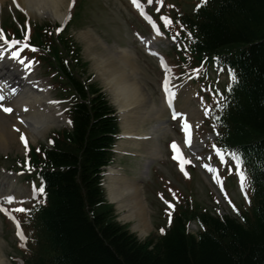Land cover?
Masks as SVG:
<instances>
[{
    "label": "trees",
    "instance_id": "1",
    "mask_svg": "<svg viewBox=\"0 0 264 264\" xmlns=\"http://www.w3.org/2000/svg\"><path fill=\"white\" fill-rule=\"evenodd\" d=\"M165 1L171 23L161 27L177 33L187 50L171 57L191 68L217 61L234 75L222 98L213 85L207 92L215 105L207 123L216 134L213 145L242 157L250 205L219 216L200 200L194 175L167 199L164 220L154 219L160 234L139 240L117 221L101 185L120 126L107 94L85 79L87 64L69 31L74 18L61 33L50 23L32 24L37 57L60 97L74 100L72 129L29 150L45 193L21 212L26 245H15L21 264H264V0L187 1V10ZM191 222L199 226L197 236L188 232Z\"/></svg>",
    "mask_w": 264,
    "mask_h": 264
},
{
    "label": "rangeland",
    "instance_id": "2",
    "mask_svg": "<svg viewBox=\"0 0 264 264\" xmlns=\"http://www.w3.org/2000/svg\"><path fill=\"white\" fill-rule=\"evenodd\" d=\"M71 1L74 0H64V3L60 7L61 14H70L71 10L69 4ZM139 1H141L142 6L147 9L149 13L157 11L158 4L154 1L151 5L147 3V0ZM170 1L174 2L175 0ZM77 3V8L73 10V12L76 10V14H78L77 22L72 24L71 33L80 47L83 61L88 64L89 75H92L93 82L97 83L106 91L111 102L117 110H120L121 103L119 105L116 102L112 90L103 82L99 76V72L95 69L94 58L84 38L85 33L88 31H92L111 47L130 50V53H128V60L133 65L134 69H136L138 84L143 88L145 95L143 106L139 107L133 105L129 107L130 110L127 113L128 118L126 119L124 127L122 126L121 133L128 137H120L115 149L117 151L116 161L112 167L117 168L129 181L137 182L142 185L141 189L145 200V206L148 210L150 226L148 229L144 230V233L140 229H133L135 222L125 221V211H122L113 203L117 210L118 220L122 224L129 225L130 230L135 233L141 241H144L151 233L156 231L151 218H153L154 221L157 216L161 217L163 215L164 201L162 196L168 197V195L165 194V187L163 185L168 181L172 183L173 186L184 190L185 186L181 182L182 177H186L192 167L196 169L194 170L196 172L195 184L197 193L207 205H212L210 195H214L221 204L220 212L223 214L230 213L228 202L231 203L233 201L236 206H241L244 195L237 187L234 186L231 188L223 181L225 184V191L223 192L219 190L218 185L214 182V172L217 171L216 174L221 176L227 164L221 163L220 158L216 154H212L210 149V142L214 141L215 133L206 125L205 117L207 115V110L203 104L197 100L198 97L196 98L195 96L198 91L196 83L187 81L185 78H181L180 81V78L175 75L176 82L174 83V88H176V104L178 106L182 105L183 100H186L188 97V103L185 108L183 107L182 114H180L177 120L174 115L165 110L164 113H158L156 117H147L145 121L138 124L137 116L139 117L141 115L146 106L152 105L154 108H158L163 104L161 85L165 77L154 55L149 53L152 51L140 45L136 40V35L140 33L145 37H150L153 40L154 51L158 49L164 55L168 52L169 47L165 35L161 34L154 38L153 31L149 28L150 25L148 26L144 22L145 20L139 16L138 9L133 8L129 1L77 0ZM182 3V7L185 10L189 9V5H184V1ZM18 9L28 15L27 11L20 8V5H18L15 0H7L2 5L0 10V28L3 21L7 23L12 17H18ZM42 9H44V7H42ZM38 14L39 13L35 11L32 15H28V18L33 23H51L54 27L61 23L60 20L49 19ZM0 44L5 47L1 40ZM95 48L98 49V47ZM13 64L17 65L16 63ZM31 65L35 68L36 80H39L47 88L51 99L58 100L59 97L55 95L56 91L51 88V82H49V77L45 73V68H42L43 65H38L35 62ZM169 65L173 66L170 63ZM212 76H215L214 71H212ZM225 82L226 77L221 76L220 83L223 84ZM70 101L71 100H68V102L66 101L59 104L58 107L61 108V111L66 110L68 104L70 105L71 103ZM193 111H197V116H195ZM11 115L10 118H12V121H8L9 130L11 127L10 124L14 122L16 117L15 113ZM63 117L66 123L53 128L47 133L44 139L37 140V142L34 143L29 135H27L30 146L37 147L46 143L50 133L67 126L65 113ZM185 124L189 125L191 128L189 139L190 148L185 151L183 150L181 158L184 160L186 158V160H188V167L185 166L183 170H181V166L174 162V154L170 156L169 145L179 141L183 145L185 144L182 138V128H184ZM17 146L18 148L12 146L7 150L0 147V156L5 158V160L0 161V180L10 183L13 186V190L16 192L22 190V193L19 195L20 201L15 204H9L10 208L17 207L24 202L32 200L31 185L30 183H26V180L23 178L25 175L19 174L18 170L20 169H18L17 164L19 159L25 157L26 150L20 141L17 143ZM185 146L187 145L185 144ZM210 160L215 161L216 165H214V168L216 169L211 172L202 170V163L206 164ZM10 167H14L13 172L9 171ZM108 172L109 169L105 171V173ZM185 172H187L186 175ZM226 178L230 182L233 181L231 173ZM108 182L109 179L105 175V183L108 184ZM106 191L108 199L110 200L107 187ZM229 199L231 200L229 201ZM6 214L7 213L0 210V239L2 241V250L11 264H17L15 260L19 255L15 249V243L17 241L15 226L13 222L6 219ZM6 216L10 217V215ZM12 258L15 259L11 260Z\"/></svg>",
    "mask_w": 264,
    "mask_h": 264
},
{
    "label": "bare ground",
    "instance_id": "3",
    "mask_svg": "<svg viewBox=\"0 0 264 264\" xmlns=\"http://www.w3.org/2000/svg\"><path fill=\"white\" fill-rule=\"evenodd\" d=\"M6 1L0 0V10ZM16 2L21 7L23 6L29 15L36 11L49 19L62 22L65 20L66 13H60V7L64 0H16ZM84 38L91 50L94 66L99 72L100 78L112 90L116 102L119 105L121 103L119 112L124 127L129 107L143 106L145 101L144 90L138 84L136 69L128 60L130 50L111 47L92 31L86 32ZM0 54L4 57L3 60H0V82H6L3 92L0 93L6 97L2 103L4 107L13 109L11 113H6L3 107H0V147L7 150L12 146L18 148L17 143L22 142L21 132L24 136L29 135L35 143L37 140L44 139L48 132L64 123V120L63 113L49 97L48 91L44 86H40V83L35 82L34 75H28L31 67L13 68L7 54L2 51ZM13 88L16 89L15 94L11 92ZM187 103L188 97L183 100L182 105L173 106V110L179 115ZM165 110L164 104L158 108H154L152 105L146 106L141 115L137 116L138 124L145 121L147 117H156L158 113H164ZM193 112L197 116V111ZM12 113H15L16 117L10 124L9 130L8 121H12L10 118ZM106 174L109 179L107 189L110 200L119 209L125 211V221L135 222L133 229H140L144 233V230L150 226V221L141 187L137 182L129 181L114 167L109 168V172ZM20 193L22 190L16 192L10 183L0 180V204L9 203L10 197L12 201H15L16 196H19ZM0 264H11L2 250L1 239Z\"/></svg>",
    "mask_w": 264,
    "mask_h": 264
},
{
    "label": "snow or ice",
    "instance_id": "4",
    "mask_svg": "<svg viewBox=\"0 0 264 264\" xmlns=\"http://www.w3.org/2000/svg\"><path fill=\"white\" fill-rule=\"evenodd\" d=\"M132 3L139 8V2H138V0H132ZM147 3L151 5L153 3V0H147ZM162 19L165 21L166 25L169 24V23H171V21H169V19L167 17H163ZM59 31H60V29H57V32H59ZM0 39H3L4 46L7 47L8 50H9V56H8V58L11 59V60H13V61H15V62H17V63H19L20 65L23 66L24 65V60L20 57V52L17 51V50H15V47H14L19 42L18 41H15V40L9 41L6 38H4L2 35H0ZM0 51H2V50H0ZM33 51H35V49H33ZM3 58H4L3 55L0 54V60H3ZM5 86H6V82H0V93L3 92V89H4ZM11 92H12V94H15L16 93V89L13 88L11 90ZM5 99H6L5 95L0 94V107H3V110L6 113H11L13 111L12 108H10V107H4L3 106V103L2 102ZM21 122H23V121H21ZM68 123H71V121H68ZM184 127H185L186 135H188L189 134V132H188L189 125L185 124ZM17 131H18V129H17ZM20 139H21L22 142H24L25 147L27 148V140H26V137L23 134H21ZM172 148H173L174 151L177 150V146H176L175 143H173ZM213 148H214V150L216 152V155L220 158V162L221 163H227V159L225 157H228V158H230L232 160V162L236 165L237 168L241 167L242 157H238L237 156V153L231 152V151H229L228 153H224L223 149L218 148L216 145H213ZM38 151H39V149H38ZM174 158L180 160L181 170H183V166H184V164L187 161H185L184 159H182L179 154H177V156L174 157ZM205 167H207V165H205ZM244 179H246V177H243L242 176V180H244ZM44 193H45V189H44L43 186L39 187L38 189L35 188V186H34V189H33V196L34 197H39V196L43 195ZM11 202H12V198L10 197L9 198V203H11ZM169 207L171 208L172 205H169ZM17 210L18 211H21V212L27 211L26 209H23V208H19ZM17 228H18V231H17L18 237L26 245V237L23 235L22 231L19 230L18 222H17ZM161 232H163V229L161 230Z\"/></svg>",
    "mask_w": 264,
    "mask_h": 264
}]
</instances>
